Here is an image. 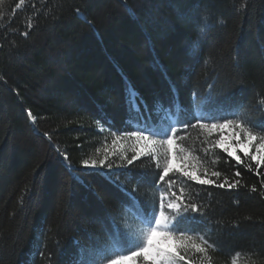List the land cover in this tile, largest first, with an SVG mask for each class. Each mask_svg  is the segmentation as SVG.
Wrapping results in <instances>:
<instances>
[{
  "label": "trees",
  "instance_id": "1",
  "mask_svg": "<svg viewBox=\"0 0 264 264\" xmlns=\"http://www.w3.org/2000/svg\"><path fill=\"white\" fill-rule=\"evenodd\" d=\"M19 3L0 0V264H74L80 247L108 244L109 215L136 226L117 185L151 191L154 162L110 176L81 167L106 149L130 157V142L112 144L117 129L135 130L123 127L126 86L166 100L174 82L191 107L192 93L213 85L218 101L243 105L241 118L264 122V0ZM213 159L208 170L233 179L235 162ZM239 170L240 189L189 182L218 242L211 264H264V175Z\"/></svg>",
  "mask_w": 264,
  "mask_h": 264
},
{
  "label": "snow or ice",
  "instance_id": "2",
  "mask_svg": "<svg viewBox=\"0 0 264 264\" xmlns=\"http://www.w3.org/2000/svg\"><path fill=\"white\" fill-rule=\"evenodd\" d=\"M23 2L16 5L17 10ZM203 19L206 21L208 16ZM197 31L205 33L201 26ZM28 34L22 33L24 37ZM209 88L207 93L194 91L191 107H185L174 82L169 83L171 95L166 100L158 95L145 100L126 86L127 118L123 127L135 130L117 129L120 135L113 132L112 144L130 142V157L127 149L119 155L106 149L104 158L91 162L84 159L81 167L110 176L115 174L113 170L133 171L137 162L147 157L156 170L152 190L140 193L136 187L128 189L119 183L121 208L136 226L124 227L109 215L105 221L109 227L108 244L80 247L74 264H211L209 252L217 248L218 242H210L206 235L208 217L204 206L194 200L189 182L234 190L242 187L241 166L249 172L254 170L257 176L264 175V122L241 118L243 105L218 101L214 86ZM100 111L103 123L109 129L115 127L102 108ZM28 116L35 122L31 110ZM62 156L71 169L67 152ZM209 156L215 157L213 164L221 156L227 157L224 163L234 161L233 179L221 171H209ZM147 171L142 170L138 183ZM256 190L253 186L252 191ZM40 255L43 257V252Z\"/></svg>",
  "mask_w": 264,
  "mask_h": 264
}]
</instances>
